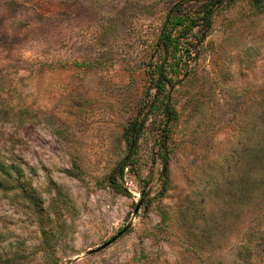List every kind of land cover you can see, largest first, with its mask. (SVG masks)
<instances>
[{"label":"rangeland","instance_id":"rangeland-1","mask_svg":"<svg viewBox=\"0 0 264 264\" xmlns=\"http://www.w3.org/2000/svg\"><path fill=\"white\" fill-rule=\"evenodd\" d=\"M173 1L0 0V156L21 172L0 182V264H264V184L225 170L264 99V0L219 6L179 62L165 189L160 110L117 176L124 191L107 183Z\"/></svg>","mask_w":264,"mask_h":264},{"label":"trees","instance_id":"trees-1","mask_svg":"<svg viewBox=\"0 0 264 264\" xmlns=\"http://www.w3.org/2000/svg\"><path fill=\"white\" fill-rule=\"evenodd\" d=\"M233 0H175L167 9L157 26L149 55L148 72L151 82L147 86L146 96L138 101L134 113L128 118L122 128L121 136L127 144L126 154L117 161L108 172V185L115 192H123L124 188L117 183V176H122L128 170L134 153L135 144L139 138L148 114L152 110L162 112L161 134L157 137L155 156L160 161L161 188L165 189L168 165V127L176 118L174 105L171 101V90L174 77L179 72V62L192 58L198 52L203 42L216 9L229 5ZM254 3L260 0H253ZM185 4H189L185 8ZM185 58V59H184ZM183 70V74H185ZM151 91V95L148 93ZM255 136L250 146L248 142L238 141L236 147L225 163V170L231 168L232 162L242 165V175L236 181L244 188L249 183L259 186L264 184V99L256 103ZM21 175L20 168L0 156V182L5 178ZM232 181H227L230 183ZM1 188L11 186L0 185Z\"/></svg>","mask_w":264,"mask_h":264},{"label":"water","instance_id":"water-1","mask_svg":"<svg viewBox=\"0 0 264 264\" xmlns=\"http://www.w3.org/2000/svg\"><path fill=\"white\" fill-rule=\"evenodd\" d=\"M139 204H140V201H137V202H135V205H134V208H133V211H132V213H135L136 211H137V209H138V207H139ZM129 224L127 223V224H125L124 225V227H122L117 233H116V236H118L119 234H121L124 230H125V228L128 226ZM114 239V237H112L109 241H106L105 243H103L102 245H100L98 248H102V247H104L105 245H107L111 240H113ZM94 250H96V249H89V250H87V254H89V253H91L92 251H94Z\"/></svg>","mask_w":264,"mask_h":264}]
</instances>
